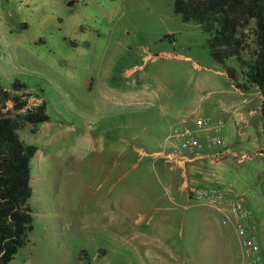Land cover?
<instances>
[{
  "label": "rangeland",
  "instance_id": "obj_1",
  "mask_svg": "<svg viewBox=\"0 0 264 264\" xmlns=\"http://www.w3.org/2000/svg\"><path fill=\"white\" fill-rule=\"evenodd\" d=\"M225 67L245 82L246 65L216 61L208 34L172 0H0L2 86L25 83L50 115L37 132L18 131L38 151L34 229L13 264L28 252L30 264H80L83 249L93 264H218L214 205L180 196L151 155L189 114L223 119L228 145L240 143L226 167L210 168L220 182L195 173L189 185L231 187L264 226L261 94L237 89Z\"/></svg>",
  "mask_w": 264,
  "mask_h": 264
},
{
  "label": "trees",
  "instance_id": "obj_2",
  "mask_svg": "<svg viewBox=\"0 0 264 264\" xmlns=\"http://www.w3.org/2000/svg\"><path fill=\"white\" fill-rule=\"evenodd\" d=\"M172 1L184 21L197 22L208 34L216 61L225 65L237 59L246 65L244 83L238 80L235 67H225L226 73L245 92L251 86L259 88L264 129V0ZM252 46L253 59L246 63L244 54ZM32 97L25 83L16 80L9 90L0 81V264L12 263L34 229L31 161L38 147L25 142L18 131L29 123L32 132H37L50 115L46 101L31 104ZM79 259L80 264H93L85 249Z\"/></svg>",
  "mask_w": 264,
  "mask_h": 264
},
{
  "label": "built area",
  "instance_id": "obj_3",
  "mask_svg": "<svg viewBox=\"0 0 264 264\" xmlns=\"http://www.w3.org/2000/svg\"><path fill=\"white\" fill-rule=\"evenodd\" d=\"M36 104V102L34 103ZM224 120L193 116L183 118L176 123L166 136L163 147L151 155L179 166H185L199 159L209 158L212 163L219 162L229 155L237 156L223 136ZM218 148L212 153L207 149ZM147 154V153H146ZM242 161L243 157L238 156ZM190 198L207 202L214 206H227L235 217L236 230L241 242V255L248 264H263L260 256L261 247L256 240L258 230L253 211L241 194L231 187L217 185H187Z\"/></svg>",
  "mask_w": 264,
  "mask_h": 264
},
{
  "label": "crops",
  "instance_id": "obj_4",
  "mask_svg": "<svg viewBox=\"0 0 264 264\" xmlns=\"http://www.w3.org/2000/svg\"><path fill=\"white\" fill-rule=\"evenodd\" d=\"M248 111L250 114H252L250 112L251 110L249 108H248ZM259 112L261 113L260 106H259ZM238 113L241 115V112L239 109L236 110L235 115H238ZM183 118L192 119L193 116H192V114H189V115L182 117L181 119H183ZM262 122H263V118H262ZM262 127H263V125H262ZM239 144L240 143L237 141V142L233 143V146L228 145V147L232 148L236 152V151H239V149H240ZM217 150H218V148L207 149L205 151V153H212V152H215ZM139 152L142 156L147 155L146 154L147 152H143L141 150ZM154 160L158 165L163 166V168L165 167L168 170L167 171V179L169 181H175L179 195L180 196H186L189 201L192 198H190L186 186L189 185L190 181H195V180L190 179L189 174L194 175L195 173H200L202 175H205V176H203V180L206 183L208 182L207 184H216L217 182H220V176L221 175L219 173H215L214 170H211L210 168H212L213 166H216L215 167L216 170H218L220 172L224 167H226L225 162L221 161V162L217 163V165H214L215 163H212L210 161V159L207 157L203 158V159L196 160L194 162H190V163L186 164L185 166H179V165H176L173 163H169L163 159L156 158V157H154ZM206 165H208V166H206ZM178 175H180L181 177H178ZM32 176H33V173H32ZM178 180H181V181H179V183H178ZM31 181H32V178H31ZM206 208H207L206 209V212H207L206 213V216H207L206 219H209V220L211 219L212 222L215 221V218L218 219L217 220L218 225H219L218 232L220 235V241H218V253H217L218 264H248L247 259H245L242 255L238 256L236 254L235 250H233V248L230 246L231 245V239H230L231 237L230 236L234 235L237 237V239H239V236H238V233L236 230L235 217H234L233 213L231 212L229 205L223 206V207L207 205ZM142 221L143 220H140L139 222L141 223ZM257 224H258V230L256 232L255 237H256V240L258 241V243L260 244V247H261L260 256H261L263 264H264V226H261L258 222H257ZM213 226H214V223H213ZM181 233L183 235V231H181ZM143 237H146V235L143 234ZM226 237L228 240H226ZM239 242H240V239H239ZM240 245H241V242H240ZM168 251H171V250L168 249ZM211 252H212V254L210 255V257H212L211 258V260H212L214 257V251H210V253ZM18 253H19V251H18ZM17 254H16V256H17ZM16 256L13 259V261L16 260ZM23 257H26V259H29V260L28 261L21 260V261H18L17 264H30V259L33 258V253L28 252ZM153 257L155 258L156 256H153ZM13 261L11 264H13ZM198 263H199V261H198Z\"/></svg>",
  "mask_w": 264,
  "mask_h": 264
}]
</instances>
